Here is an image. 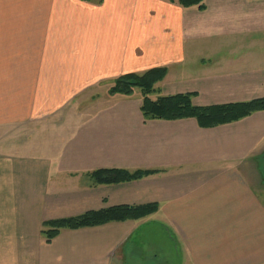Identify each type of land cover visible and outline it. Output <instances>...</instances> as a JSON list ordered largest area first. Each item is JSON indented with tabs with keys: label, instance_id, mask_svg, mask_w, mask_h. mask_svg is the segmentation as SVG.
<instances>
[{
	"label": "crops",
	"instance_id": "obj_1",
	"mask_svg": "<svg viewBox=\"0 0 264 264\" xmlns=\"http://www.w3.org/2000/svg\"><path fill=\"white\" fill-rule=\"evenodd\" d=\"M203 5L0 0V264H133L147 232L166 241L159 264H264V111L207 129L109 95L165 68L166 95L196 106L264 98V0ZM111 169L155 173L95 184ZM148 204L137 221L40 237L46 221Z\"/></svg>",
	"mask_w": 264,
	"mask_h": 264
},
{
	"label": "trees",
	"instance_id": "obj_2",
	"mask_svg": "<svg viewBox=\"0 0 264 264\" xmlns=\"http://www.w3.org/2000/svg\"><path fill=\"white\" fill-rule=\"evenodd\" d=\"M89 2L91 0H81ZM183 8L199 6L204 8L205 0H176ZM101 3V1H100ZM167 76V69L155 68L146 73L127 74L117 78L109 95H133L139 88L143 93L141 112L145 121L164 120L177 121L184 119H196L202 128H215L221 125L231 124L245 119L256 112L264 111V98L244 103H229L212 106H196L193 103L194 94H177L152 98L156 91L155 86ZM155 172L129 173L125 170H97L91 173L95 184H118L139 180ZM159 209L158 204L141 206H116L102 210L89 211L82 215L46 221L43 223L41 235L47 243L56 239L62 230H79L103 226L115 222L137 221L155 214Z\"/></svg>",
	"mask_w": 264,
	"mask_h": 264
},
{
	"label": "rangeland",
	"instance_id": "obj_3",
	"mask_svg": "<svg viewBox=\"0 0 264 264\" xmlns=\"http://www.w3.org/2000/svg\"><path fill=\"white\" fill-rule=\"evenodd\" d=\"M171 83L174 84V81L173 80L168 81V84H166V83L163 84L161 82L159 84H157L155 86L156 91L152 94V98L157 99L160 96H165L170 89L169 85ZM113 85H114V83H113ZM113 85H112V87H113ZM133 97L135 100L141 101L143 99L142 90L139 88L135 89V91L133 93ZM25 234L26 233L20 232L18 229H14L11 236H12V239L18 240L21 238V236L24 237ZM26 237H27V234H26ZM40 237H41V239H44V237L42 235H40ZM146 237H147V239L145 241L148 245L147 250H146V255L143 258L138 257L135 260V262H132V263L133 264H159L158 262L161 263V261L163 259L161 256L166 251H164L163 253L161 252V254H160L159 245L161 243L164 244L166 241L164 240V238L163 239L161 238L160 234H157L154 237V234L152 232H147Z\"/></svg>",
	"mask_w": 264,
	"mask_h": 264
}]
</instances>
